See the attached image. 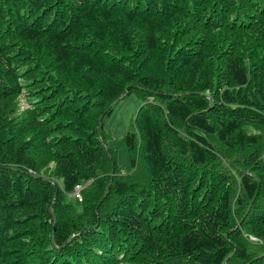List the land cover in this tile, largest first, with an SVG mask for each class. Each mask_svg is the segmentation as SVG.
<instances>
[{
  "label": "trees",
  "instance_id": "16d2710c",
  "mask_svg": "<svg viewBox=\"0 0 264 264\" xmlns=\"http://www.w3.org/2000/svg\"><path fill=\"white\" fill-rule=\"evenodd\" d=\"M226 261L264 264V0H0V264Z\"/></svg>",
  "mask_w": 264,
  "mask_h": 264
},
{
  "label": "rangeland",
  "instance_id": "374dc122",
  "mask_svg": "<svg viewBox=\"0 0 264 264\" xmlns=\"http://www.w3.org/2000/svg\"><path fill=\"white\" fill-rule=\"evenodd\" d=\"M22 103L28 104L27 97H23ZM142 104L143 101L137 95L128 96L116 105L113 116L107 119L106 131L110 135L107 146L116 150L117 162L123 174L133 171L126 134L133 131V122Z\"/></svg>",
  "mask_w": 264,
  "mask_h": 264
},
{
  "label": "water",
  "instance_id": "95a60500",
  "mask_svg": "<svg viewBox=\"0 0 264 264\" xmlns=\"http://www.w3.org/2000/svg\"><path fill=\"white\" fill-rule=\"evenodd\" d=\"M128 93H129V90H127L126 92H125V94L121 97V99L120 100H118L117 102H116V104H118L121 100H123L127 95H128ZM102 121H103V118L101 119V122H100V126H99V134H100V138H102ZM116 175V171H115V166H114V168H113V173H112V177H114ZM45 180H47V179H45ZM47 181H50V180H47ZM51 183L57 188V192H56V196H57V194H58V192H59V186H58V184L55 182V181H51ZM109 191H110V186H109V188H108V190H107V194L109 193ZM56 198V197H55ZM102 203V202H101ZM54 216V215H53ZM54 229H56V223H54ZM235 253H236V250H235V252L233 253V255L232 256H234L235 255ZM231 256V257H232ZM229 259V258H228ZM228 259H227V261H228ZM227 261L224 263V264H227Z\"/></svg>",
  "mask_w": 264,
  "mask_h": 264
},
{
  "label": "built area",
  "instance_id": "2783aa9c",
  "mask_svg": "<svg viewBox=\"0 0 264 264\" xmlns=\"http://www.w3.org/2000/svg\"><path fill=\"white\" fill-rule=\"evenodd\" d=\"M81 190H82V188L81 187H77L76 188V191H75V193H74V196H76L77 198H79V199H81ZM253 241H256V239H254V238H251Z\"/></svg>",
  "mask_w": 264,
  "mask_h": 264
},
{
  "label": "clouds",
  "instance_id": "9594fccd",
  "mask_svg": "<svg viewBox=\"0 0 264 264\" xmlns=\"http://www.w3.org/2000/svg\"><path fill=\"white\" fill-rule=\"evenodd\" d=\"M251 238H253V237H251ZM255 239V238H254Z\"/></svg>",
  "mask_w": 264,
  "mask_h": 264
},
{
  "label": "bare ground",
  "instance_id": "6f19581e",
  "mask_svg": "<svg viewBox=\"0 0 264 264\" xmlns=\"http://www.w3.org/2000/svg\"><path fill=\"white\" fill-rule=\"evenodd\" d=\"M82 191V190H81Z\"/></svg>",
  "mask_w": 264,
  "mask_h": 264
}]
</instances>
